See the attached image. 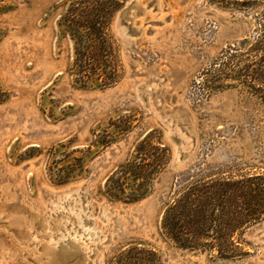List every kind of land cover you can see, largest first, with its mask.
<instances>
[{"label":"rangeland","instance_id":"374dc122","mask_svg":"<svg viewBox=\"0 0 264 264\" xmlns=\"http://www.w3.org/2000/svg\"><path fill=\"white\" fill-rule=\"evenodd\" d=\"M73 1L0 0V264H264V214L215 249L162 232L180 190L264 182V95L236 79L264 0H110L107 85Z\"/></svg>","mask_w":264,"mask_h":264},{"label":"trees","instance_id":"16d2710c","mask_svg":"<svg viewBox=\"0 0 264 264\" xmlns=\"http://www.w3.org/2000/svg\"><path fill=\"white\" fill-rule=\"evenodd\" d=\"M111 3L110 0H74L70 4L71 35L79 45L84 46L83 49L76 48V62L81 69L91 71L90 75L81 79L84 84L96 77L107 85V80L99 73L108 65L102 54L106 50L105 29L115 12L114 7L121 5L114 2L112 7ZM246 54L250 61L248 74L243 75L246 80H240L241 76L236 79L264 95V24ZM260 181L262 179L258 177L249 178L246 182L220 179L209 182L208 186L198 183V186L178 191L166 204L162 218L163 234L182 248L215 249L216 243L220 244L230 236V232L217 230L219 222L229 217L230 227L238 228L261 219L264 214V182ZM122 189L124 187H121L123 192ZM108 192L114 196L111 188ZM232 203L237 207L232 208L231 216H228L226 208ZM242 203L243 206L239 205ZM218 251L226 256L222 248Z\"/></svg>","mask_w":264,"mask_h":264},{"label":"bare ground","instance_id":"6f19581e","mask_svg":"<svg viewBox=\"0 0 264 264\" xmlns=\"http://www.w3.org/2000/svg\"><path fill=\"white\" fill-rule=\"evenodd\" d=\"M53 254V253H52ZM55 254H57V253H55ZM64 254V253H63ZM63 259V258H62ZM62 261V260H61ZM63 262H64V260H63ZM62 263V262H61Z\"/></svg>","mask_w":264,"mask_h":264},{"label":"water","instance_id":"95a60500","mask_svg":"<svg viewBox=\"0 0 264 264\" xmlns=\"http://www.w3.org/2000/svg\"><path fill=\"white\" fill-rule=\"evenodd\" d=\"M247 43V42H246Z\"/></svg>","mask_w":264,"mask_h":264}]
</instances>
